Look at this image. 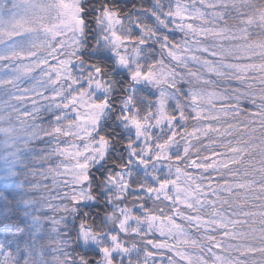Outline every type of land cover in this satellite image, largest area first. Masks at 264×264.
I'll return each mask as SVG.
<instances>
[{"label": "snow or ice", "instance_id": "obj_1", "mask_svg": "<svg viewBox=\"0 0 264 264\" xmlns=\"http://www.w3.org/2000/svg\"><path fill=\"white\" fill-rule=\"evenodd\" d=\"M0 264H264V0H0Z\"/></svg>", "mask_w": 264, "mask_h": 264}]
</instances>
